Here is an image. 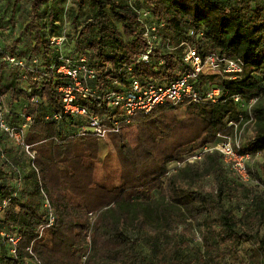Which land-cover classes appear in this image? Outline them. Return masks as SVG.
Masks as SVG:
<instances>
[{
	"label": "trees",
	"instance_id": "16d2710c",
	"mask_svg": "<svg viewBox=\"0 0 264 264\" xmlns=\"http://www.w3.org/2000/svg\"><path fill=\"white\" fill-rule=\"evenodd\" d=\"M40 1L32 0L22 15L23 29L11 43L3 38L0 17L6 120L20 127L31 118L25 141L36 152L31 160L0 132V200L8 201L0 233L21 237L12 256L0 234V263L82 264L90 239L87 264H192L179 257L176 237L178 228L191 221L201 225L210 259L248 244L246 264H264V161L254 168L249 164L264 155V0H73L70 40L58 33L62 2L47 0V25ZM139 11L148 14L144 21L157 28L159 37L147 65L137 63L148 49ZM53 36L67 39L55 47ZM189 48L203 60L215 55L243 66L239 81L203 74L196 79L202 95L221 90L217 103L160 106L106 139L83 130L88 118L63 115L59 88L70 80L51 69L62 57L85 56L95 70V79L87 82L92 97L77 103L106 125L116 115L109 94L126 92L132 78L169 84L190 71L185 63ZM9 56L23 58L26 67L10 66ZM35 58L38 71L32 73ZM251 99L257 103L249 114L243 105ZM21 100L24 107L18 105ZM53 114L61 118L46 119ZM250 121L252 134L242 144L251 157L249 183L239 180L218 152L169 174L171 164L216 146L234 134L235 125L242 128ZM204 179L213 186L206 188ZM46 197L56 222L40 235L48 223Z\"/></svg>",
	"mask_w": 264,
	"mask_h": 264
},
{
	"label": "built area",
	"instance_id": "2783aa9c",
	"mask_svg": "<svg viewBox=\"0 0 264 264\" xmlns=\"http://www.w3.org/2000/svg\"><path fill=\"white\" fill-rule=\"evenodd\" d=\"M126 2H132L133 0H123ZM139 19L143 23L144 31L143 38L147 42L148 49L142 53L138 64L147 65L150 62V56L154 52V47L159 40L157 35V28L155 26H149L145 23V19L148 14L143 11L138 12ZM65 42L64 37L53 36L50 39V44L55 47H61ZM8 63L12 67H26V62L23 58L16 56H9ZM185 63L190 67V71L186 74L175 78L169 84H156V83H142L139 80L132 78L130 88L123 93L112 92L108 95L107 100L109 106L116 112V115L112 117L109 124H104L101 117L98 115L89 116L85 107L80 106L77 101L79 99L90 100L92 92L87 86V82L95 79L96 72L93 68H90L88 60L85 56H81L77 59L62 57L60 65H51V69L69 79V83L59 88L61 94V101L63 105V115L65 116H84L88 118L87 125L84 127V131L92 133L101 139H106L110 134H117L122 128L132 124L134 119L139 115L150 114L157 107L165 105H183L187 102L200 103L202 101H208L217 103L221 96L220 89H210L205 92L204 95L200 94L195 88L196 79L199 75H207L211 79H220L225 81H239L243 77V66L233 60L220 59L215 55H209L205 60L199 55V53L189 48L185 55ZM34 65L32 73L38 71L39 60L35 58L32 61ZM128 71L131 72V65L128 67ZM221 78H216V77ZM26 78V76L24 77ZM235 102L240 104L241 98L235 97ZM257 99H251L248 104L243 105L244 111L251 114V108L255 106ZM6 109L4 108L3 98L0 95V132L5 134L10 141H12L18 148H21L27 153L31 160L35 159L36 152L32 150L31 146L26 144L25 135L31 122V118L27 117V123L20 127H13L7 123ZM61 114H53L52 117L48 116L46 119L59 120ZM252 121V120H251ZM250 122L245 123L242 128L235 125L234 134L231 136L225 135L222 140L214 147H203L197 154L189 156L183 162H175L169 166V174L175 173L186 163H195L201 161L206 154L218 152L223 158L225 164L229 169L244 183L251 181L250 174L248 172V163L251 160L249 154L242 151V137L239 136ZM229 126H234L232 122ZM252 134V131L250 135ZM243 152V153H242ZM8 207V201L0 200V216H2ZM45 209L48 211V223L40 231L42 235L45 228L52 227L56 222V217L53 210L50 208L48 198L45 199ZM1 236L9 241L10 254L16 255L17 246L21 237L18 234H6L0 233ZM88 246L84 251L81 258L82 264H87L89 256L92 254V247L90 239H88ZM30 254H33L31 249H28ZM0 264H12V263H0Z\"/></svg>",
	"mask_w": 264,
	"mask_h": 264
},
{
	"label": "rangeland",
	"instance_id": "374dc122",
	"mask_svg": "<svg viewBox=\"0 0 264 264\" xmlns=\"http://www.w3.org/2000/svg\"><path fill=\"white\" fill-rule=\"evenodd\" d=\"M62 2L64 6L63 13L59 16L57 19L60 23L58 33L61 35L64 34V36H67L68 40L69 36L73 34L74 28L71 24L72 18H73V11L70 8H74L75 5L73 4V0H59ZM136 0H133L132 4L135 3ZM32 0H2V4L0 7V17L3 18L5 21L4 29V40H7V42H13L16 40L17 35L20 34L22 27V15H27V11L29 9V6L31 4ZM41 12H42V18L43 21H46V24L49 25V19L47 17V11H49L47 7V0H41ZM141 12V11H140ZM108 15L110 18H113L110 11H108ZM84 18V17H83ZM81 18V19H83ZM118 28L122 31V25L121 23L117 22ZM65 38V39H67ZM25 46L24 44H22ZM221 78V77H216ZM220 80V79H215ZM5 99V105L8 108L9 105V97L8 93L7 95L4 94ZM20 107H24L26 105V102L24 100H21L18 104ZM249 127V125H248ZM250 129H245L243 133H241L242 141L244 144L246 143V140L250 137L251 133ZM14 144V143H13ZM264 161V155L258 156L253 158L250 161V167L254 168L257 164H260ZM24 170L29 169V165H25ZM203 185L206 188H210L213 186V182L211 179H204L202 180ZM256 184V181H253L254 185ZM262 188V187H261ZM246 203L244 200L241 202V206H245ZM201 225L199 223H194L189 221L187 224L182 225L180 228H178L176 234H177V244L180 247L178 253L179 257L187 262H191L192 264H246L247 263V256H246V249L249 248L248 244H243L239 246L238 248L234 249L232 253L226 254L224 256H221L217 259V257H214V259H210L205 251H204V243L202 240V232H201ZM173 244V242H172ZM220 253H217L215 256H218Z\"/></svg>",
	"mask_w": 264,
	"mask_h": 264
}]
</instances>
